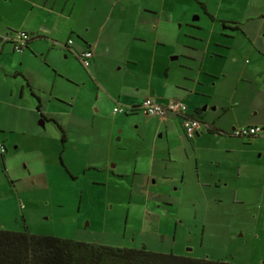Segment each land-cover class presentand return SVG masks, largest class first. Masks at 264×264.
Segmentation results:
<instances>
[{
  "label": "rangeland",
  "instance_id": "rangeland-1",
  "mask_svg": "<svg viewBox=\"0 0 264 264\" xmlns=\"http://www.w3.org/2000/svg\"><path fill=\"white\" fill-rule=\"evenodd\" d=\"M156 2L158 0H0V124L9 122L12 117L3 102L9 100L10 88L19 90L20 83L25 85L22 74L15 75V69L47 67L52 74L53 69H70L84 76L86 68L78 61L77 51L68 50L64 44L68 38L71 44L78 45L82 37L94 40L100 29L103 30L96 47L98 79L108 85L112 94L118 92L112 79L117 78L121 84L127 82L123 80L125 74L138 76L137 72H141L151 57L144 52L149 44L133 39L121 21L133 6ZM205 2L215 16L213 22L202 15L197 0L175 1L179 14L177 26H180L174 51L180 53L167 55V62L171 70H175V77L184 82L185 76L194 73L191 69L188 74L184 66L188 64L193 68L198 64L189 61L187 56L199 58L207 41H210L208 50L219 42L221 48L218 49L226 58L223 71L217 82L214 81L215 93L211 91L209 102L222 100L227 108L231 102L237 103L219 120L224 126L229 124V129L232 124L237 128L241 121H237L235 114L240 109L241 113L246 112L254 102L264 106V0ZM31 11L37 13L38 18L29 16ZM249 15L254 18L245 21ZM194 16L199 19L192 21ZM228 20L245 21L238 23L243 32L232 35L231 30L223 27L228 24L222 22L229 23ZM119 23L123 29L117 32ZM23 28L36 35L44 34L34 39V56L25 54V51L31 53L29 47L14 51L5 39L8 33ZM141 92L139 89L138 94ZM84 94L92 97L93 90ZM113 98L117 100L115 95ZM29 100L32 101V97L25 88L24 97L20 99L17 91L13 102L25 105ZM117 105L105 102L99 108L101 114L94 118V109L83 111L82 116L89 121L85 128L79 125L71 128L70 133L66 128L67 139L73 146L65 147L64 151L61 131L53 124L46 126L49 145L45 151L56 157L55 162L62 161V155L68 163L74 164L77 197L48 200L46 195L21 193V201L12 198L10 204L0 206V228L20 230L19 223L25 219L29 230L36 234L116 247L145 245L151 250L173 251L178 255L264 264V151L259 150L264 142L249 144L248 137L243 141L230 135L231 129L228 136L223 132H216L223 134L219 136L201 132L196 141L198 148L195 139L183 137V131L170 122L160 130L158 117H148L141 111L115 115L112 108ZM186 107L189 109L188 103ZM45 108L57 111L66 106L55 103ZM207 111L205 120L210 122L209 117L218 111H211L209 107ZM60 117L63 124L70 127L68 115ZM9 127L14 128V123ZM53 128L55 135L50 133ZM41 129L44 131L42 126ZM197 152L203 155L202 160L195 158ZM238 164L246 167L239 183L247 180L262 192L261 195L255 196L251 191L245 201L240 195H234ZM6 179L12 183L0 166V195L8 186L4 184ZM228 180L231 182L227 183ZM64 192L67 196L69 188Z\"/></svg>",
  "mask_w": 264,
  "mask_h": 264
},
{
  "label": "crops",
  "instance_id": "crops-1",
  "mask_svg": "<svg viewBox=\"0 0 264 264\" xmlns=\"http://www.w3.org/2000/svg\"><path fill=\"white\" fill-rule=\"evenodd\" d=\"M175 1L176 0H170L169 3H167V0H158V2L153 4L143 3L133 6V8L129 9L131 12L127 14L126 19L121 21L123 27L127 26L131 32H127V34L130 36L132 35L131 37H133V39L149 44L144 52L149 53L151 57L149 63L143 66L144 68L141 72L136 71L138 76L133 77L130 74L132 77H129L125 74L123 80L127 82H121V84H119L120 80L117 78L112 79L113 85L115 86L114 88L118 89V92L113 91L117 100H114V95L110 91L108 85L100 81L97 75L99 69L96 68L98 65L96 47L99 44V36H101V31L103 29H100L99 36L94 40L90 37H82V44L80 43L78 45L72 42V47L67 43L69 46H66L68 50H70V48L76 51L83 50L84 48H90L92 50L90 65L84 67L86 68V74H83L84 76L70 69H65L63 71H61L62 69L58 71L53 69L54 74L48 71L49 69H47V67L46 69L43 67L41 70L31 69L30 67L26 68L24 71L15 69V75L21 76L22 74L21 78L23 82H25V85L24 83H20L19 90L11 87L9 90V100H3L7 105L6 108L9 109L8 111L12 112V117L9 122L5 121L3 124H0V143H2L6 149V152L0 155V166L2 167V158L7 178L12 183H9L6 179L4 184L8 186H6L4 193L0 195V206L10 204L12 198H14L15 201L16 199L21 201V193L25 195H34L35 193L38 196L46 195L48 200L54 197L60 199L77 197V191L75 192L74 189L75 181H77V176L74 174V164L68 163L62 155V161L60 159V162H55L54 160L56 157L49 156L45 151L46 146L49 145L46 141V139H49L46 133V126L50 123L58 127L61 131L60 141L63 145L62 151H64L65 147L68 148L73 146V142L67 139V129L70 133L73 127L82 125V127L85 128V123L89 120L86 119L85 116H82L83 111H87L88 109L92 111V109H94V114L92 115V118H94L98 114H101L99 108L102 107L105 102H116V104H119L113 106V108H129L139 105L143 99L147 97H152L161 103L166 102L169 98L177 97L189 104L187 113L197 117L201 121V125L196 130L193 137L188 138L185 136L183 129L184 119L182 117L171 116L173 114H167L165 117H153H158L157 127L160 130H162L161 127L165 126L166 122H170L174 127H178L181 132L183 131V137L195 139L193 140L194 142L199 139L201 132L202 134L213 136L223 135L216 133L223 132L228 136V131L236 129L234 126L235 124H232L231 129H229V124L224 126V124L219 123V120L229 111L233 110L237 103L229 102L230 105L229 108H227L222 100H213L209 102V100H211V91L215 93V91L212 90L215 87L214 81L217 82L220 71H223V60L226 58V55L218 49L221 48L219 42H215L211 49L208 50L207 46L210 41H207L199 58L187 56L189 61L198 62V64L193 68L188 64L184 66L187 73L191 69L194 70V73L190 74V77H184V82H181L175 77V70H171L167 62V55L172 56L177 54V52L178 54L180 53L179 51H174L176 38H178L177 35L179 33L178 27L180 26V24L177 26L179 14L177 12L178 4L175 3ZM197 5V8L203 12L202 15L207 17L208 21L213 22L215 20V16L209 10V6L205 0H197ZM195 7V4L192 5L193 9ZM121 10L123 13L125 7L123 6ZM200 11L198 10L197 13L200 14ZM30 15L37 16V18L39 16L33 11L29 13V16ZM253 18V16L249 15L245 21ZM197 19H199V16H194L191 20L196 21ZM208 21H206V23ZM228 21L229 23H245V21L238 20ZM224 23L226 24V22ZM28 25L31 26L30 24ZM238 25V30H231L232 35L243 32L241 25ZM123 27H121L119 23L118 28L115 30L119 32ZM23 29H21V31H26L29 34L33 32L31 35L34 39L44 35L40 33L36 35L34 31L27 30V28ZM134 29H136L137 33ZM44 30L46 31V29ZM223 35L225 34L221 36ZM34 39L28 44L31 53L25 51V54L35 55ZM168 49L170 50L167 52ZM3 50L4 44L1 47V53ZM41 55L42 54H40V56ZM65 58H67V56H65ZM42 70L45 73H43ZM125 77H127V79ZM211 81L213 82L212 84ZM135 87L137 88L135 89ZM25 88L29 96L32 97V101L29 100V102H27L28 104L26 103L25 105L23 103L13 102L17 91H19L20 99L24 97ZM139 89L142 90L141 94H138ZM89 90H93V96L90 97L89 94H86L88 95L87 98L84 92H89ZM118 101H122V103ZM55 103L66 106V109L60 108L57 111H53L49 108H45V105L49 106ZM208 107L211 111H218L215 116L209 117L210 122L205 120ZM241 110L242 109L238 111L237 115L235 114L237 121H241L240 127L253 125H261L264 127L263 105L254 102V104L251 103L249 110L246 112L241 113ZM113 113L116 115L119 112L113 111ZM63 114L68 115V125H70V127L65 126L61 121L60 116ZM37 122H39V124ZM12 123H14V128L9 127ZM41 126L44 128V131H42ZM55 132L53 128L50 133L55 135ZM240 138L244 141V137ZM246 140L249 144L263 143L264 133L260 136L248 137ZM55 144L53 140V146H55ZM196 147L199 148L197 142ZM259 150L263 152L264 147H260ZM184 157H186V160L188 159L186 154ZM195 158L197 160H202L203 155L197 152ZM197 164L199 165L198 162ZM240 164H238V178L234 182V195L243 197L242 201L246 200L247 195H251V191L255 196L257 193L261 195L262 192L259 189H255V186L247 180H245L244 183H239L241 172L244 169ZM244 170H246V167ZM262 180H264V175ZM230 182L231 180H228L227 183ZM66 188H69L67 196L66 192H64ZM23 223L28 227L24 219L22 224L19 223L21 229Z\"/></svg>",
  "mask_w": 264,
  "mask_h": 264
},
{
  "label": "trees",
  "instance_id": "trees-1",
  "mask_svg": "<svg viewBox=\"0 0 264 264\" xmlns=\"http://www.w3.org/2000/svg\"><path fill=\"white\" fill-rule=\"evenodd\" d=\"M223 27L227 28L226 25ZM235 28L238 30L237 27ZM24 33L27 34L26 32ZM137 109V106L126 108L124 113H134L138 111ZM1 162L3 174L7 178L2 158ZM0 264L240 263H234L220 259L213 260L207 257L178 255L173 251L160 252L151 250L145 245H142L138 248L116 247L104 244H96L93 242H83L73 239L60 238L55 235L36 234L32 233L25 223H23L22 229L20 230H8L0 228Z\"/></svg>",
  "mask_w": 264,
  "mask_h": 264
},
{
  "label": "built area",
  "instance_id": "built-area-1",
  "mask_svg": "<svg viewBox=\"0 0 264 264\" xmlns=\"http://www.w3.org/2000/svg\"><path fill=\"white\" fill-rule=\"evenodd\" d=\"M24 32L26 31H12L5 35V39L9 40L15 51H19L21 48L26 46L28 34H25ZM67 42L68 44H71V41L69 39ZM75 55L83 67H88L90 65L92 58V50L90 48L79 50ZM137 107L138 111H141L148 116L165 117L167 114L182 116L184 119V134L188 138L193 137L196 130L201 125L200 119L194 116H190V114L187 113L185 102L177 97L169 98L164 103L158 102L152 97H147L143 99V101L139 105H137ZM125 110L126 108L121 107L113 108L114 112L119 113H124ZM231 133L239 137H256L264 133V127L261 125L239 127L233 129ZM5 152V146L0 143V155H3Z\"/></svg>",
  "mask_w": 264,
  "mask_h": 264
},
{
  "label": "flooded vegetation",
  "instance_id": "flooded-vegetation-1",
  "mask_svg": "<svg viewBox=\"0 0 264 264\" xmlns=\"http://www.w3.org/2000/svg\"><path fill=\"white\" fill-rule=\"evenodd\" d=\"M227 24V23H226ZM239 25H238V22L236 23V22H231V23H229L228 25H226V27L229 29V30H232V31H235V27H237V28H239L238 27ZM28 34V39H27V43H26V46H24L23 48H21L20 50H19V52H21L24 48H27L28 47V44L32 41V39H34V37L31 35V34H29V33H27ZM67 43L68 42H66L65 44H64V46L66 47V46H68V45H70V44H68L67 45ZM69 47V46H68ZM15 51V50H14ZM143 113V112H142ZM146 115V114H145ZM148 116V115H147ZM230 135H233L232 133H230Z\"/></svg>",
  "mask_w": 264,
  "mask_h": 264
}]
</instances>
